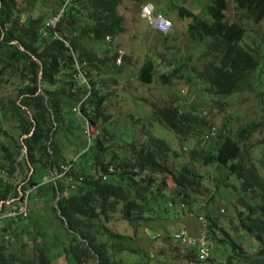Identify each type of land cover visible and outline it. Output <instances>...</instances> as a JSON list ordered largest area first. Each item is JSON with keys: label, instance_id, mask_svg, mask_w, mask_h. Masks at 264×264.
Listing matches in <instances>:
<instances>
[{"label": "trees", "instance_id": "obj_1", "mask_svg": "<svg viewBox=\"0 0 264 264\" xmlns=\"http://www.w3.org/2000/svg\"><path fill=\"white\" fill-rule=\"evenodd\" d=\"M122 2L0 0V264H152L134 245L138 229L166 248L164 256L177 253L186 264H264V37L243 42L244 24L264 21V0H232L230 22L226 0H208L203 19L166 1L177 19H190L186 35L202 46L204 62L196 72L185 69L182 57L162 56L159 73L146 60L134 77L141 86L153 76L167 85L202 82L203 92L220 100L253 94L244 112L250 118L238 124L243 114H234L222 125L180 99L149 105L144 117L123 122L107 113L120 70L130 64L111 46L125 32L117 13ZM63 7L55 27H45ZM94 44L103 50L95 52ZM108 68L115 78L104 79ZM123 123L127 128L117 129ZM152 124L186 151L178 156L170 142L152 137ZM218 192L233 209L227 229L219 225L226 207L219 200L214 207ZM24 197L25 214L5 217ZM40 206L46 213L32 216ZM169 214L199 217L202 233L195 238L204 236L205 259L197 243L174 239L179 230L156 224ZM52 218L61 230L46 249L43 228ZM117 223L132 234L117 232Z\"/></svg>", "mask_w": 264, "mask_h": 264}, {"label": "rangeland", "instance_id": "obj_2", "mask_svg": "<svg viewBox=\"0 0 264 264\" xmlns=\"http://www.w3.org/2000/svg\"><path fill=\"white\" fill-rule=\"evenodd\" d=\"M166 1L168 0H159V2H163V4L160 5L162 7H157L154 6L152 4L153 2H150V0H140L139 3L123 0L122 4L117 8L118 15L123 17V26L125 28V32L112 41L111 46L115 48L114 51L116 50L118 52L119 57L122 55L129 57L130 64L125 65L120 70V74L118 76L120 84L117 86V88H113L118 93V96L116 98L111 97V99L107 101V113H109L112 119L118 118L119 121L123 122L126 119L125 116L128 115H132L134 118L144 117V114L147 112L149 113L150 111L149 105L161 106L170 100L180 99L181 101H186L188 104H192L193 106H198L196 107L198 112L201 113V115L206 116L208 119L215 120L217 125H222V121H225V117L234 118V114H243L237 120L238 124L241 123V121H247L252 113L244 112H247V108H250V105L253 104V101L251 100L253 94L247 93L246 91L225 98L224 100H220L204 93V84L202 82L192 81L190 82L191 86H183L182 83H178L177 85H167L161 84L157 77L153 76V78L151 77L150 84H143L144 86H141V83L134 78L137 74V71L146 60H150L154 64L156 69L155 71H157V73L161 71L157 67L159 65L158 63L162 61L165 56L166 58L175 56L177 58L182 57L183 59H186L185 69L193 68L196 72L201 69V65L204 62L201 58L203 54L202 46L190 41L186 35L187 27L190 24V19H177L174 13H170V10L166 8L168 4ZM174 1L176 2V0ZM177 1L178 3H181L182 6H185L184 8L188 9L192 13H195L199 18H204V13L206 14L205 7L208 0ZM226 1L229 4V8L225 13V16L230 22L234 19L232 0ZM57 7L58 6L53 3L50 9L54 12L56 11ZM143 7H147L149 9L153 8L154 11H156L155 9L158 11L160 8H162L163 11L159 10L161 14L163 15L166 13L167 16L172 19V27L169 32L170 36L166 42L159 40L160 35L154 32L151 25H149L148 22L143 19L141 14ZM244 27L245 35L243 42H249L251 37V39L257 43L262 37H264V21L260 23V25H249L248 23H245ZM106 45L108 46V44L105 43V46ZM93 49L95 52H100L103 50V47L94 44ZM116 65H118V61L116 62ZM114 72L115 71L112 68H108V70L105 71L106 78L104 79H107L108 77L115 78ZM145 78L141 76L142 80H145ZM262 90H264V82ZM140 96H143L147 99L150 98V100L147 102V104L138 102ZM124 123L121 124V126H119L117 129L127 128ZM145 125H148V123ZM130 129L131 127L129 124V128L127 130L134 132V128L132 130ZM149 130L152 137L160 138L170 142L172 149H174L178 156L186 151V144L182 145L176 137L172 136L160 125L152 124ZM140 140L142 141L143 138ZM189 145L190 144H188V146ZM183 160L185 161V159ZM179 162L184 163L182 160ZM167 185L172 187L171 181L169 179H167ZM217 195L218 198L214 203V207L217 204L219 205V203L220 205L226 207V210L224 211L225 214H223L224 216L220 218L219 225L222 228L227 229L228 221L226 216H231L233 214V209L230 208L229 204L226 203L227 200H230V197L220 192H218ZM218 200L220 201L219 203ZM46 211L47 208L40 206V208H32L31 214L32 216H35L37 214L39 215L40 213L45 214ZM198 218L199 217L196 219L193 214L181 216L180 218H174L171 216V214H169V216L163 221L156 224L165 227L168 231L181 230L180 233L184 234L185 232L188 233L192 238H195V236H198L200 233H202ZM50 221V227H46V229L43 228V230H45L43 231L45 240L42 246L46 247V249L53 247L52 234L61 230V226L57 221H55L54 218H52ZM114 228L119 233H126L128 235L132 234V230L128 229L125 225L121 226L117 223ZM182 230H184V232ZM40 239H37V243L41 245L42 240ZM134 245L139 251L142 252V254L146 253L148 255L152 264H186L183 260H181L177 253H174V255L170 257L164 256L160 251L166 253V248L163 247L160 242L153 241L150 234L148 233V230L138 229V232L135 236ZM160 254H162V256H160ZM121 258L131 262L139 260V258L136 256L126 257L124 255Z\"/></svg>", "mask_w": 264, "mask_h": 264}, {"label": "built area", "instance_id": "obj_3", "mask_svg": "<svg viewBox=\"0 0 264 264\" xmlns=\"http://www.w3.org/2000/svg\"><path fill=\"white\" fill-rule=\"evenodd\" d=\"M64 7L60 10V12L57 15H53L50 17L47 22L45 23V27H51L54 28ZM141 14L143 19H145L149 25H151L154 32H156L159 35H167L169 34L172 24L169 20L164 18L159 12H155L153 8L149 9L147 7H143L141 10ZM55 37H57V34H54ZM24 152V151H23ZM66 170V169H64ZM61 175L57 176L60 177ZM55 178L53 177L52 180ZM27 193H25V196ZM10 203V202H9ZM26 211V197H24L22 203L18 206H12L9 213L5 215V217L10 218H16L17 216L24 215ZM181 231H178L174 234V239H176L179 243H197L200 248V255L199 259H205L207 257L208 251L204 249V246H206L204 236L203 234L200 235L199 238H188L185 237L183 233H180Z\"/></svg>", "mask_w": 264, "mask_h": 264}]
</instances>
